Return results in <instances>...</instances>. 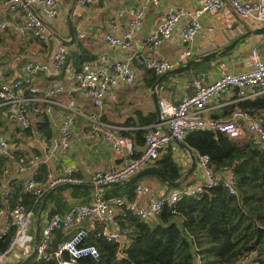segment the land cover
I'll return each instance as SVG.
<instances>
[{"label": "built area", "instance_id": "obj_1", "mask_svg": "<svg viewBox=\"0 0 264 264\" xmlns=\"http://www.w3.org/2000/svg\"><path fill=\"white\" fill-rule=\"evenodd\" d=\"M64 0H0V9L22 12L23 22L18 27L22 37H33L44 46H49L50 33L43 17L56 18ZM115 0H77L76 16L81 17V11L89 7H107ZM159 0H143L138 6L130 7L125 12L129 16L127 28L121 37L106 32L103 40L111 49L129 52L134 44L136 31L144 24L149 9ZM196 8H171L162 23L157 25L147 36L142 46L145 51H156L163 44L173 39L175 28L184 20L188 23L181 28V38L186 43H192L202 30L201 19L205 14H215L225 11L230 6L236 14L254 25L264 27V0H199ZM124 11L118 13L123 16ZM112 28H117L116 20ZM10 29V24L0 19V34ZM87 34H79L80 41ZM70 50L60 44L54 55V68L46 62H27L25 78L7 83L0 70V125L15 122L21 131L31 128V116H49L53 108L63 111L60 123V138L53 139L49 148L61 144L63 149H69L74 141V130L78 119H86L91 124L89 137L106 143L112 151L122 158V164L112 169L97 170L91 184L97 188L115 183L127 182L140 172L152 168L167 153L175 140L184 142L186 137L194 132H219L235 142L251 140L256 146L264 148V116L252 114L238 107L246 101H253L264 96V60L261 53L254 49L246 61V71L241 73H226L211 84H204L196 79L191 82L194 94L182 99L179 103L162 98L159 100L161 120L155 125L146 127L145 145L139 157H133L135 146L130 138L123 137L126 129L117 127L102 120L104 100L108 92L116 87L135 86L139 81L138 72L133 64L135 55L123 60L110 61L106 55L98 61L84 62L80 70H76L69 62ZM192 57V51L181 52L179 63H186ZM177 67L173 62L161 58L149 59L145 68L157 75L166 74ZM64 74L73 81L75 88H66L56 81L46 89L39 86L42 78L61 76ZM74 91H82L92 100L96 113L87 115L78 102L70 97L61 100L62 96ZM230 97V104L237 106L228 119H213L206 116L213 102ZM4 161L2 172L24 174L30 163L41 167L46 160L41 157L29 158L22 142L12 141L0 133V162ZM196 172H201L199 181L185 186L180 190H171L162 197L155 198L147 206L139 204L140 199L151 194V188L137 184L134 197L128 195L106 198L103 190L96 189L95 200L90 205H77L65 214H54L45 218L42 223L40 242L35 259L51 261L56 264H83V259L98 260L100 252L95 245L87 242L89 230L81 228L71 238L52 249L56 243V235L63 236L89 222L92 227H99V236L117 247L118 259L126 257L130 246V229L123 227L120 218H134L142 222L155 221L165 208L174 210L178 202L184 198L201 197L207 191L223 187L232 196H239L237 176L232 169L221 172L211 166L208 155L199 158ZM65 184H84L75 177V169L68 168L64 174L48 173L44 182L37 175L23 180L21 190L34 198L44 196L48 191ZM0 219L4 225L0 229V241L11 235L8 247L0 253V264H19L25 262L34 250L35 235L32 232L35 224V214L22 202L13 207L0 208ZM260 228H263L260 226ZM194 260L192 264H203L198 254L199 248L194 245ZM246 264H262L253 256L245 259Z\"/></svg>", "mask_w": 264, "mask_h": 264}, {"label": "crops", "instance_id": "obj_2", "mask_svg": "<svg viewBox=\"0 0 264 264\" xmlns=\"http://www.w3.org/2000/svg\"><path fill=\"white\" fill-rule=\"evenodd\" d=\"M142 1L115 0L107 7H89L82 10L81 17L78 18L75 14L77 0H64L61 12L56 18L43 17L50 33L48 47L33 37H22L20 35L18 27L24 20L22 12L10 11L5 8L0 9V19L10 24V29L0 34V70L3 72L4 81L13 83L23 80L25 78V65L30 61L46 62L51 66L52 72H54V55L58 51L60 44H64L69 48V62L75 69L77 68L76 60L79 58L86 59L88 60L86 62H89L98 61L101 56L106 55L110 61H113L127 59L135 55L133 64L139 75L138 83L135 86H122L111 89L105 97L102 112L103 121L124 128L126 129L124 132L130 133L135 132L140 127L139 115L145 119L154 117L156 122H159L157 106L154 100L155 92L159 100L165 98L174 103H179L182 99L194 94L195 89L191 86L193 80L200 79L204 84L208 85L226 73L246 71L248 69L246 61L251 56L252 50H258L264 60V35L252 36L242 40L229 54L213 57L209 63H206V61L210 59L204 60L182 73L168 76L155 88L157 82L165 74L157 75L155 73L156 75H153L154 72L147 71L145 68L147 60L165 58L177 65L174 69L176 70L192 60L203 58L231 45L234 40L247 33V26L255 27L240 18L228 6L223 12L205 14L202 17V30L192 43L188 44L181 38V28L188 23L184 20L175 28L171 41L163 44L156 51H145L142 48L145 39L157 25L162 23L163 18L171 8H196L200 2L199 0H159L156 5L149 9L143 26L136 31L134 44L129 52L109 48L103 40V35L109 32L116 37H121L122 31L127 28L129 20V16L125 11L130 7L138 6ZM72 10H74L73 14H71ZM121 11H124V14L119 17L118 13ZM113 20H116L117 28H112ZM82 32L86 33L87 37L85 40L80 41L79 34ZM186 49L192 51V57L184 64L179 63L180 54ZM153 76L159 77L154 83L152 82ZM56 81L61 82L66 88H75L73 81L64 74L59 77L42 78L38 83L40 87L46 89L52 82ZM70 97L78 102L85 114L94 115L96 113L92 100L84 92L74 91L71 94L62 96L61 100H67ZM230 101V97H226L219 102L211 103L209 105L210 110L206 116L213 119H228L232 111L237 107L231 105ZM239 105L238 107H240ZM62 118L63 111L60 108H53L49 116L32 115L29 131H21L15 122L7 125L1 124L4 131L2 134L12 141L22 142L24 151L31 160L38 156L45 159L46 163L41 167H36L35 163H30L27 172L24 174L11 172L5 175L2 172L5 164L4 161H1L0 208L13 207L10 202L13 192L16 189L21 190L23 180L30 176L37 175L38 180L44 182L48 173L59 172L64 174L66 169L72 168L75 169V177L77 179L84 184L92 185L91 178L97 170L112 169L122 164V158L117 156L106 143L89 137L91 124L83 118L78 119L74 130V141L69 149H63L60 143L49 148L48 146L52 145L53 139L59 140L60 138L59 127ZM43 119H46L48 124L49 136L47 132L38 127V122L42 123ZM243 141H238V143ZM142 150L143 145L135 146V154H141ZM169 151L173 154L175 161L185 176L192 163L190 152L175 141ZM192 151L198 158L197 152L194 149ZM42 170L44 171L41 172ZM201 177V172H195L186 182L195 183ZM139 183L151 188V194L143 196L139 201L142 207L147 206L155 198L162 197L170 191V187L156 179V177L145 176L137 182V184ZM91 191H94L95 195L96 190ZM63 197L70 204L76 202L72 198L70 191L64 192ZM44 217L49 219L51 215L46 216L44 213L43 219H45ZM119 220L125 221L123 218ZM3 225L4 220L0 219V229ZM81 228L89 230L91 234L101 231L99 227H92L89 222H85L79 228L71 230L66 237L61 233L57 234L54 245L68 240ZM54 245L52 249L55 248Z\"/></svg>", "mask_w": 264, "mask_h": 264}, {"label": "trees", "instance_id": "obj_3", "mask_svg": "<svg viewBox=\"0 0 264 264\" xmlns=\"http://www.w3.org/2000/svg\"><path fill=\"white\" fill-rule=\"evenodd\" d=\"M86 61L88 60L77 59L76 70H80ZM211 61L207 60L206 63ZM158 79V76H153L152 82ZM239 106L252 114L264 116V96L243 102ZM138 117L140 127L135 132H122V136L130 138L134 146L144 147L147 133L145 128L158 122L154 117ZM38 127L50 135L46 119L42 123L38 122ZM3 132L0 125V133ZM184 142L197 152L198 161L200 156H210L211 166L215 171L233 168L238 180L239 196H232L223 187H216L201 197L182 199L174 210L165 208L155 221L142 222L134 218L121 221L123 227L131 230L130 246L123 259H118L116 245L108 243L98 235V231L90 233L87 242L98 248L100 258L83 259V264H192L195 258L194 245L199 248L198 254L203 264H246L245 259L251 256L264 264V148L256 146L249 139L238 143L222 133L212 131L191 133ZM168 151L154 167L170 182L180 181L184 178V173L173 154ZM139 156V153H134L133 157ZM147 177L159 180L154 175ZM191 184L188 181L179 188L169 187L170 191L180 190ZM136 186L137 183L108 188L103 193L106 198L123 195L133 198ZM66 191L71 192L76 202L70 204L63 197ZM47 194L48 192L40 198H34L16 189L10 202L12 206L22 202L37 217ZM93 195L94 191L76 188L59 191L50 198L45 215L65 214L77 205H89L95 200ZM32 231L35 235V224ZM10 240L11 235L0 241V253L6 250ZM25 264L56 263L37 261L34 258Z\"/></svg>", "mask_w": 264, "mask_h": 264}, {"label": "water", "instance_id": "obj_4", "mask_svg": "<svg viewBox=\"0 0 264 264\" xmlns=\"http://www.w3.org/2000/svg\"><path fill=\"white\" fill-rule=\"evenodd\" d=\"M73 12H74V10L71 11V14H73ZM246 28H247V33L244 34L243 36L237 38L236 40H234L232 42V44L227 46L226 48H224L222 50H218L217 52L208 54V55L204 56L203 58L192 60V61L188 62L187 64H185L184 66H181V67L177 68L176 70L163 75L161 77V79L157 82V84L155 85V88L162 82V80L164 78H166L168 76L177 75L179 73H182V72L186 71L187 69H190L194 65H196L199 62H202L204 60L211 59V58L216 57V56H225V55L229 54L230 52H232L236 48V46L242 40H244L246 38H249V37H252V36H263L264 35V27L251 28V27L247 26ZM154 100L156 102L157 114H158L159 122H160V120H161L160 119L161 118L160 104H159V98H158L156 92L154 94ZM175 142L178 143L181 147L186 149L191 154V162H192L191 163V167H190L188 173L180 181L170 182L159 170H157L155 167H152V168H148V169L140 172L137 176H135L134 178L130 179L127 182L100 186L98 188L95 185H88V184H77V185L65 184V185L58 186V187L52 189L51 191H49V193L43 199V202H42V205H41V209H40V211H39V213H38V215L36 217V221H35V242H34L33 253L30 255V257L25 262L19 263V264H25L26 262H29V261L33 260L36 257V254H37V251H38V245H39V242H40V236H41V229H42L44 213L47 210L48 202H49L50 198L55 193H57L59 191H62V190H65V189H71V188L82 189V190H96V189L105 190V189H108V188L130 186V185H133V184L137 183L139 180H141L145 176H149V175L157 176L162 183L167 184L171 188H179V187H181L197 171L198 163H197V156L193 153V151H192V149L190 147H188L184 142H180V141H177V140H175Z\"/></svg>", "mask_w": 264, "mask_h": 264}, {"label": "rangeland", "instance_id": "obj_5", "mask_svg": "<svg viewBox=\"0 0 264 264\" xmlns=\"http://www.w3.org/2000/svg\"><path fill=\"white\" fill-rule=\"evenodd\" d=\"M247 140V139H246Z\"/></svg>", "mask_w": 264, "mask_h": 264}]
</instances>
